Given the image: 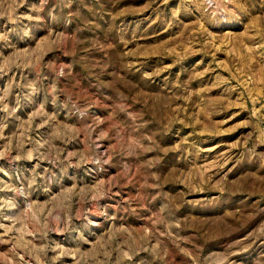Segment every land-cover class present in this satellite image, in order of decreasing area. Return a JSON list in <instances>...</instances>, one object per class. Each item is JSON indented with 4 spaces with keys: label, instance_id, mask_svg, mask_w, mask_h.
Wrapping results in <instances>:
<instances>
[{
    "label": "rangeland",
    "instance_id": "374dc122",
    "mask_svg": "<svg viewBox=\"0 0 264 264\" xmlns=\"http://www.w3.org/2000/svg\"><path fill=\"white\" fill-rule=\"evenodd\" d=\"M0 264H264V0H0Z\"/></svg>",
    "mask_w": 264,
    "mask_h": 264
}]
</instances>
